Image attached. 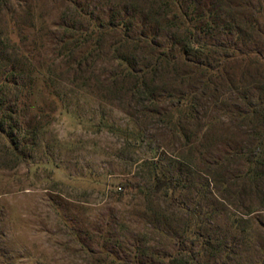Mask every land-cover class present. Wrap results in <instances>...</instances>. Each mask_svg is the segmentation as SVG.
I'll use <instances>...</instances> for the list:
<instances>
[{"label":"rangeland","instance_id":"obj_1","mask_svg":"<svg viewBox=\"0 0 264 264\" xmlns=\"http://www.w3.org/2000/svg\"><path fill=\"white\" fill-rule=\"evenodd\" d=\"M12 4L24 48L43 66L55 60L66 26L116 22L126 7L121 0ZM181 4L206 30L215 58L233 46L264 54V0ZM144 6L137 0V32ZM231 19L245 41L225 28ZM145 28L159 44L171 32L157 18ZM110 57L105 46L94 79L115 70ZM183 67L169 70L177 75ZM180 82L166 83L175 97L163 94L153 106L124 95L78 97L63 84L57 90L68 95L52 98L51 87L37 83L20 119L29 130L19 143L22 157L0 137V264H264V70L226 67L204 92L197 81ZM176 94H193L195 103L178 117L179 130L149 112L167 114ZM155 174L172 176L174 185L156 191Z\"/></svg>","mask_w":264,"mask_h":264},{"label":"trees","instance_id":"obj_2","mask_svg":"<svg viewBox=\"0 0 264 264\" xmlns=\"http://www.w3.org/2000/svg\"><path fill=\"white\" fill-rule=\"evenodd\" d=\"M143 1L145 6L140 12L143 28L139 32L137 0H121L126 7L116 22L95 20L86 28L66 26L65 31L69 34L59 40L55 60L43 66L36 64L34 52L31 53L24 48L22 30L17 32L15 29L18 10L12 4L13 0H0V137L2 140L9 139V144L13 147L9 150L10 154L15 158L22 157L19 143L25 144L24 138L29 130L21 124L20 119L27 107V101L29 103L36 95L35 88L38 87L39 81L45 83L47 88L51 87L48 92L53 95L52 98L66 97L68 93L100 100L124 95L153 106L157 105V99L163 94L169 95L171 99L175 97L169 90L165 92L166 83L170 86L177 81H181L179 84H183L184 81H197L204 92L206 87L210 88L216 84V79L226 67L236 65L240 70L262 67L264 70V54L256 48L243 50L233 46L230 55L222 54L215 58L211 49L212 43L205 34L206 30L199 28L187 18L188 13L182 10L181 0H160L161 3L157 6H154L156 0ZM130 2L134 3L133 6ZM170 9H174L171 17L167 13ZM154 18L165 20L171 31L164 44L155 42L156 37L146 32L145 27L151 26ZM245 25L247 27L248 22ZM224 26L225 28L228 26V29L233 28L235 38L243 37L245 41L239 22L231 19L225 22ZM32 28L34 29L33 26ZM178 36H181V39ZM105 46L108 47L110 59L116 68L103 80L99 77L94 79L92 76L94 65ZM236 50L240 53L236 54ZM137 53L141 54V57ZM62 65L66 67L64 71L56 73ZM176 66H184L181 71L176 72L177 75L169 70V67ZM61 75L68 77L63 81L60 79ZM100 81L107 92H112V96L99 89ZM60 84L70 87L67 89L68 93L57 90ZM192 95L176 94L175 105L167 114H159L155 110L149 112L152 116L166 117L172 127L179 130L178 117L183 111L190 114L195 107ZM34 112V119L38 120L43 116L44 109L39 105ZM5 123L10 126L8 131L5 129ZM39 127L33 128L34 135ZM256 154L257 149L250 155ZM174 182L172 176L160 177L155 174L153 188L159 192L172 187ZM128 186L130 184H124V187Z\"/></svg>","mask_w":264,"mask_h":264}]
</instances>
